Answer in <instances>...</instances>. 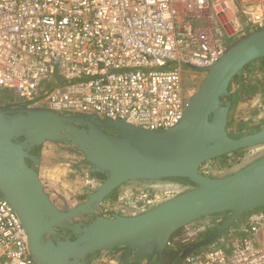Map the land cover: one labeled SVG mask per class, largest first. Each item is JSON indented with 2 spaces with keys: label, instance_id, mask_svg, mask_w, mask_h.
I'll list each match as a JSON object with an SVG mask.
<instances>
[{
  "label": "water",
  "instance_id": "water-1",
  "mask_svg": "<svg viewBox=\"0 0 264 264\" xmlns=\"http://www.w3.org/2000/svg\"><path fill=\"white\" fill-rule=\"evenodd\" d=\"M216 10L223 31L233 36L238 24L232 14ZM262 59L264 29L238 38L209 67L183 64L205 77L181 120L163 131L24 104L0 105V199L18 217L31 258L37 264H94L100 254L127 248L135 261L162 264L176 232L199 219L225 215L215 230L177 256L173 264H180L213 244L243 215L263 208L264 156L225 177L200 172L208 161L264 144V128L240 137L227 133L229 86ZM46 145L72 158L61 163L105 177L94 191L74 198V207L61 195L64 205L55 203L34 169L40 163L34 152ZM167 180H185L192 188L136 215H105L101 208L127 182Z\"/></svg>",
  "mask_w": 264,
  "mask_h": 264
},
{
  "label": "built area",
  "instance_id": "built-area-1",
  "mask_svg": "<svg viewBox=\"0 0 264 264\" xmlns=\"http://www.w3.org/2000/svg\"><path fill=\"white\" fill-rule=\"evenodd\" d=\"M216 9L232 14L233 36L264 29V0H0V105L168 130L189 101L182 65L209 67L226 50L206 30L218 23L219 37L230 38ZM81 173L88 191L101 183ZM262 231L264 212L248 213L233 233L181 264H264ZM0 264H37L2 199Z\"/></svg>",
  "mask_w": 264,
  "mask_h": 264
},
{
  "label": "crops",
  "instance_id": "crops-1",
  "mask_svg": "<svg viewBox=\"0 0 264 264\" xmlns=\"http://www.w3.org/2000/svg\"><path fill=\"white\" fill-rule=\"evenodd\" d=\"M214 25H216V23L212 24L211 22L207 24L206 30L209 31L211 36L215 35L214 36L215 38L213 37L214 39L223 41L226 45V48L230 46L238 38L241 37V35H237L233 37L231 36L230 38L227 39H223L222 37H219L220 28L218 23L216 26ZM229 92L232 97V105L228 117L227 132L230 129L231 131H233L234 135L244 136L264 128V59L258 60L252 63L251 65L247 66L239 76L235 77L229 86ZM34 154L40 158L39 165L34 166V169L38 173L41 182L44 184L49 194L55 193L57 191L55 186H61L62 188L67 190L70 196H72L73 198L85 196L91 193L84 187L83 176L77 169L78 166H75V164H73L72 162L68 164L60 162V160L62 159H72V158L58 151L55 146L52 145L41 146L34 152ZM219 160L220 158L212 160V162ZM254 161L241 165L237 168H233L231 172H225L226 174H224V170L222 168H216L209 165L207 166L208 167L207 170H205L204 172L201 171L203 165L208 163L206 162L200 167V172L203 175H206L210 178H221L238 171L239 169L247 166L248 164ZM152 183H154V181H131L123 184L115 191L113 196L106 199L102 203L101 205L102 210L107 209L106 205L108 201L110 202L113 198H116L118 195L124 193V191L139 192V190L144 191L146 189H151V188L157 189L156 186L148 185ZM172 197L174 196H169L167 197V199L163 200L162 202ZM256 211L264 212V207L254 210L252 212H256ZM117 214L122 215L121 213H117ZM131 215H135V214H131ZM223 217L224 218L223 219L221 218V220L217 219L215 216L199 219L184 228L185 234L183 236L193 239L194 236L205 233L212 227H215L216 224L218 226V222H217L218 220H220L219 221L220 222L219 225H220L226 218L225 215H223ZM242 221L243 220L234 224L230 228L231 230H228L224 235H222L224 239L227 237L226 234L228 232L233 233V230L236 229L242 223ZM210 223L213 224L211 225ZM263 237H264V231L261 232V238ZM220 238L217 239L213 244H217ZM228 240L229 237L226 239V241ZM194 242L196 241H193L192 243ZM211 245L202 248L201 250L198 251V253H202L208 250L211 247ZM110 254L111 252H108L105 253L103 256H105V258L107 257L111 258ZM143 261L144 264L147 263V259H143ZM96 262H98V260Z\"/></svg>",
  "mask_w": 264,
  "mask_h": 264
},
{
  "label": "rangeland",
  "instance_id": "rangeland-1",
  "mask_svg": "<svg viewBox=\"0 0 264 264\" xmlns=\"http://www.w3.org/2000/svg\"><path fill=\"white\" fill-rule=\"evenodd\" d=\"M209 23L210 22H208V24ZM193 27L194 28H201L202 24L196 22V23H193ZM184 69L186 70L187 68H184ZM187 71L188 72L186 75V88H187L186 96H188L190 99L191 96L195 93V91L200 86L201 82L203 81V79L205 77V73H198L195 71H191L189 69H187ZM186 103H187V101L185 102V104ZM228 132H229L228 135L230 137H240V136L234 135L233 131H231L230 129ZM263 156H264V145H260L257 147H253L250 149H245V150L239 151L238 153H231V154L227 155L226 157L220 159L219 161H215V162L208 161V163L203 165V167L201 168V171L204 172L205 170H207V168H208L207 166L209 165V166H213L216 168H222L224 170V174H226L225 172H231V170L233 168H237L241 165H244L246 163L254 161V160L261 158ZM84 172H87V171H84ZM148 185L156 186L157 189L151 188V189H146L144 191L139 190V192L124 191V193L118 195L116 198H113V199L111 198L112 200L110 199L111 201L107 202V205H106L107 210L109 212H111V210H113L116 213H121L123 216H129L131 214L136 215L139 212H141L143 209L149 208V206L154 207V206L158 205V203L167 199V197H169V196H175L178 193L181 194V193L186 192L192 188V186L190 184H188L187 182L173 181V180L160 181V182H156V183L154 182V183L148 184ZM55 187H56L57 191L55 193L50 194L51 199L55 203H57L58 205H64L61 202V200L59 199V196L61 195L65 198L66 204L68 206L74 207L76 204H78V202L72 196H70V194L68 193L67 190H65L61 186H55ZM147 190H150V191H147ZM246 215L247 214L243 215L239 221L243 220ZM216 218L221 220V218L223 219L224 217H223V215H219V216H216ZM220 220L217 221L218 225L220 223L219 222ZM216 228H217V224L215 227H212L211 229H209L208 231H206L203 234L208 235L210 232H212ZM184 234H185V231H184V229H182L179 232V235L175 238V240H178L179 238L184 237L183 236ZM194 241H198V239L197 240L195 239ZM171 246H173L172 243L170 244L169 247H171ZM111 255L112 254H110V256ZM100 257L101 258L98 260V262L95 261L94 264H116L118 255L115 254L114 257L111 256V258L110 257L105 258V256H103V254H100ZM152 264H154V263H152Z\"/></svg>",
  "mask_w": 264,
  "mask_h": 264
},
{
  "label": "trees",
  "instance_id": "trees-1",
  "mask_svg": "<svg viewBox=\"0 0 264 264\" xmlns=\"http://www.w3.org/2000/svg\"><path fill=\"white\" fill-rule=\"evenodd\" d=\"M238 152H234V153H238ZM226 156H223L220 159H222V158H224ZM91 175L94 176V177H96L100 181H102L105 178L103 175H100V174H91ZM179 181L186 182L185 180H179ZM114 193L115 192H113L108 198H110L111 196H113ZM180 231L176 232L172 236L170 243H172L173 246L167 248V250L165 251L163 257L166 258V261L163 264H172L174 262V260L177 258V256L180 254V252H182L195 239L196 240L197 239L199 240V239L204 238L206 236L205 234H199L197 236H194L193 239L192 238H189V237H182V238H179L178 240H175V238L179 235V232Z\"/></svg>",
  "mask_w": 264,
  "mask_h": 264
},
{
  "label": "flooded vegetation",
  "instance_id": "flooded-vegetation-1",
  "mask_svg": "<svg viewBox=\"0 0 264 264\" xmlns=\"http://www.w3.org/2000/svg\"><path fill=\"white\" fill-rule=\"evenodd\" d=\"M187 69H183L181 72V77H182V87H183V91L184 94H187V88H186V75H187ZM192 186V185H191ZM139 213H143V211L139 212ZM138 213V214H139ZM126 253L128 254V257H125L124 259H122L121 257L123 256V254ZM111 256L114 257L115 254L118 255L117 257V263L116 264H144V261H135L134 258L132 257V254L129 253V251L127 250V248H118L114 251H111ZM166 261V258L163 257L162 259V264ZM153 262H151L150 264H152Z\"/></svg>",
  "mask_w": 264,
  "mask_h": 264
}]
</instances>
